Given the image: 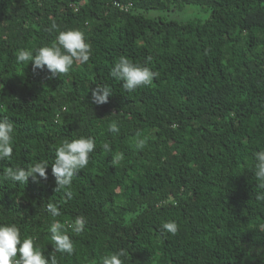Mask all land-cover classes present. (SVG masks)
Segmentation results:
<instances>
[{
	"label": "trees",
	"instance_id": "16d2710c",
	"mask_svg": "<svg viewBox=\"0 0 264 264\" xmlns=\"http://www.w3.org/2000/svg\"><path fill=\"white\" fill-rule=\"evenodd\" d=\"M190 7L206 18L170 16ZM68 29L84 34L87 63L49 78L17 62ZM121 56L155 73L152 83L124 90L111 75ZM99 85L113 91L103 105L91 103ZM0 119L15 129L13 155L0 161V224H15L58 264H102L120 250L124 264H264L255 198L264 190L253 172L264 149V0H0ZM80 137L95 142L89 163L55 191V149ZM41 160L47 180L4 179ZM55 221L72 254L54 251ZM166 221L175 234L161 233Z\"/></svg>",
	"mask_w": 264,
	"mask_h": 264
},
{
	"label": "clouds",
	"instance_id": "9594fccd",
	"mask_svg": "<svg viewBox=\"0 0 264 264\" xmlns=\"http://www.w3.org/2000/svg\"><path fill=\"white\" fill-rule=\"evenodd\" d=\"M53 29L57 25L53 23ZM17 62L30 61L33 71L45 70L50 74L49 78H55L61 74H67L73 67L74 62L87 63L90 59V45L85 41L84 34L77 29L58 31L55 42L51 46L40 47L33 54L29 50H20ZM113 78L123 81L122 88L127 92L150 85L156 75L148 67L133 63L125 56H121L111 70ZM113 94L110 87L99 85L92 91L91 103L103 105L108 103L109 97ZM109 131L118 133L119 127L116 123L109 126ZM13 123L0 119V161L11 159L13 155L14 139ZM145 141L136 134V147L142 148ZM109 150V145H104ZM95 150V142L91 137H80L72 140H64L55 149L54 162L51 164L52 175L55 178V191L69 187L73 177L89 163V154ZM123 158L122 154L115 157L116 161ZM254 176L258 181V187L264 190V149L254 153ZM47 160H41L27 169L23 167L9 168L3 173L4 179L13 182L26 184L29 177L33 182L40 183L47 180ZM256 200L264 202V191L256 194ZM48 212L52 216H59L61 213L54 204H48ZM86 219L83 216L75 218L72 229L76 233L84 230ZM264 229V225H261ZM51 239L54 244V251L62 254H72L74 245L72 239L63 231V225L59 221L52 222L49 227ZM162 234H175L178 225L173 221L163 222L160 228ZM123 250L102 258V264H124L121 257H124ZM17 257H19L17 259ZM0 264H58L55 255L45 256L35 244L34 238L21 239V233L15 224H0Z\"/></svg>",
	"mask_w": 264,
	"mask_h": 264
},
{
	"label": "rangeland",
	"instance_id": "374dc122",
	"mask_svg": "<svg viewBox=\"0 0 264 264\" xmlns=\"http://www.w3.org/2000/svg\"><path fill=\"white\" fill-rule=\"evenodd\" d=\"M157 13L155 12H150L149 16H154ZM161 16L166 17V14H161ZM170 16L172 18H177V19H187V18H201L204 19L206 18V15L203 14V11L200 8L196 7H190L187 8L186 10H175L174 12L170 13ZM259 258L264 259V249L261 251V253L258 255ZM254 258L252 256H248L244 259L242 264H251Z\"/></svg>",
	"mask_w": 264,
	"mask_h": 264
},
{
	"label": "built area",
	"instance_id": "2783aa9c",
	"mask_svg": "<svg viewBox=\"0 0 264 264\" xmlns=\"http://www.w3.org/2000/svg\"><path fill=\"white\" fill-rule=\"evenodd\" d=\"M124 8V7H123Z\"/></svg>",
	"mask_w": 264,
	"mask_h": 264
}]
</instances>
